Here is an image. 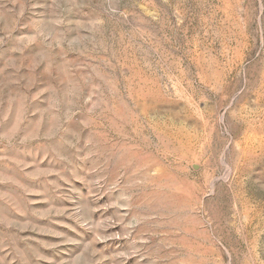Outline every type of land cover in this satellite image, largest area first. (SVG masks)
I'll use <instances>...</instances> for the list:
<instances>
[{
  "label": "rangeland",
  "instance_id": "1",
  "mask_svg": "<svg viewBox=\"0 0 264 264\" xmlns=\"http://www.w3.org/2000/svg\"><path fill=\"white\" fill-rule=\"evenodd\" d=\"M0 264H264V0H0Z\"/></svg>",
  "mask_w": 264,
  "mask_h": 264
}]
</instances>
